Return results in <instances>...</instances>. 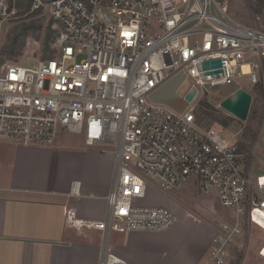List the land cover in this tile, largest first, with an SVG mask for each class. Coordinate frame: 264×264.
Returning a JSON list of instances; mask_svg holds the SVG:
<instances>
[{
	"label": "built area",
	"instance_id": "2783aa9c",
	"mask_svg": "<svg viewBox=\"0 0 264 264\" xmlns=\"http://www.w3.org/2000/svg\"><path fill=\"white\" fill-rule=\"evenodd\" d=\"M8 1L0 0V49L3 26L17 15ZM241 1L253 27L235 20L225 0H51L55 58L0 64V140L51 147L59 133H73L88 147L114 146V175L82 177L70 192L100 195L107 186L104 217L82 220L63 207L71 225L100 233L98 264H129L112 234L161 233L177 223L165 207L134 205L147 196V178L168 191L193 181L200 193H217L227 212L207 252L214 264H245L251 229L264 233V174L253 176L252 154L238 142L197 126L190 106L206 85L259 86L264 100V0ZM34 2L33 10L45 6ZM178 74L185 93L195 90L182 113L149 98ZM257 255L264 260V243Z\"/></svg>",
	"mask_w": 264,
	"mask_h": 264
},
{
	"label": "crops",
	"instance_id": "0c3cea01",
	"mask_svg": "<svg viewBox=\"0 0 264 264\" xmlns=\"http://www.w3.org/2000/svg\"><path fill=\"white\" fill-rule=\"evenodd\" d=\"M62 145L60 137L51 147L0 143V264H98L100 233L71 225L63 207L78 219L101 220L107 186L100 195L98 189H85L82 197L70 192L84 173L97 181L110 179L114 159L111 170L94 160L99 166L91 169L85 149ZM73 157L81 158V165L70 164ZM175 215L177 223L165 232L112 234L115 252L129 264H214L206 256L217 221Z\"/></svg>",
	"mask_w": 264,
	"mask_h": 264
},
{
	"label": "rangeland",
	"instance_id": "374dc122",
	"mask_svg": "<svg viewBox=\"0 0 264 264\" xmlns=\"http://www.w3.org/2000/svg\"><path fill=\"white\" fill-rule=\"evenodd\" d=\"M8 1V0H7ZM243 5L244 2L239 0ZM9 2V1H8ZM32 4V11L33 5ZM48 6V3H45L43 7L42 15L38 17H43L45 22L47 23V15L45 12V7ZM16 7V0H15ZM40 7V6H39ZM17 10V9H16ZM230 15L235 19L240 21L245 25H250L253 27V23L251 21L250 16L246 12V10H240V15H236L235 12L231 11ZM19 17L16 15L14 19L8 21L3 26V41L5 32L7 28L12 25ZM264 20V18L262 19ZM258 22V27L260 29L264 28V22ZM24 22H28L24 20ZM52 29V28H51ZM53 30V29H52ZM264 31V29H263ZM53 45V44H52ZM52 49V46H50ZM39 54H41V43L39 40H35L33 38H29L25 41V52L21 61L19 62L23 66H34L36 65V61H43L39 58ZM78 61V59H75ZM239 89V86L232 83L230 85L225 86H215L210 87L206 85L204 87H198V95L192 102L190 106L198 107L200 104H206L210 107H213L218 112L221 113L222 117L227 119L228 125L226 127L215 128V130L220 134L226 141L235 144L239 142V145L242 144L244 138L251 142V146L248 149H244V153H251V172L253 176H258L264 174V100H263V91L259 86H253L250 84H246L243 86V89L249 93L251 96V104L247 114V118L244 122H241L227 113L220 104L224 99L231 96L234 92ZM61 140L63 141L62 147L71 150H84L86 152V157L88 161L87 167L94 169L99 164L108 166V168H112L113 159H114V146H94L87 147L81 143H83L82 135L73 134V133H59ZM255 135V136H254ZM0 143L4 145H17L16 142L0 140ZM88 148V149H87ZM103 158V159H102ZM101 159V160H100ZM96 161L98 163L94 164L92 161ZM68 161L70 164L81 165V158L73 157L69 158ZM90 163V165L88 164ZM87 177H92L97 179V177H93L89 175V173H84ZM147 183L149 188L147 190V196L142 200H135L134 205L138 207H150V206H158L165 207L172 212H175L177 215L181 212L184 216L187 214L194 215L199 218L201 221L207 224L206 221L214 220L217 221V226H220L224 221L223 215L227 212L225 209L221 208L220 211H216V203H217V193L210 192L208 194H202L199 191V187L195 183L185 184L179 187L176 190H165L159 186V182L157 180L147 178ZM174 213V214H175ZM180 217V215H178ZM178 218V217H177ZM181 220V219H180ZM214 236V235H213ZM213 238V237H212ZM251 240L252 242L248 246L247 254L245 257V264H264V260L257 255L258 249L264 243V233L261 230L256 228L251 229ZM209 259L208 253L206 256Z\"/></svg>",
	"mask_w": 264,
	"mask_h": 264
},
{
	"label": "trees",
	"instance_id": "16d2710c",
	"mask_svg": "<svg viewBox=\"0 0 264 264\" xmlns=\"http://www.w3.org/2000/svg\"><path fill=\"white\" fill-rule=\"evenodd\" d=\"M228 4L230 12L240 15V10H248L239 0H225ZM46 2L43 1V4ZM33 0H16L17 16L19 17L12 25H10L4 37V43L0 49V64L19 63L25 52V41L29 38L39 40L41 43V54L39 58L48 61L56 56L55 49H51L55 38V31L51 29V21L47 23L43 17H38L43 13V7L40 6L36 10L32 9ZM259 7L254 9V13H259ZM27 20L28 22H24ZM194 122L203 129L221 128L228 125L227 119L222 117L221 113L213 107L206 104H200L194 109ZM255 136V135H254ZM251 142L244 138L241 150L248 149ZM221 205L217 200L216 211H220ZM231 264H235L232 262Z\"/></svg>",
	"mask_w": 264,
	"mask_h": 264
},
{
	"label": "water",
	"instance_id": "95a60500",
	"mask_svg": "<svg viewBox=\"0 0 264 264\" xmlns=\"http://www.w3.org/2000/svg\"><path fill=\"white\" fill-rule=\"evenodd\" d=\"M42 1L48 3L51 0ZM210 64L214 67L219 66V61H213ZM203 66L208 68L209 63H205ZM219 76L220 73L215 74V77ZM211 78H213L212 74H207L205 77V79ZM183 79V74H178L170 79L150 95V100L156 103L165 104L176 112L182 113L188 102H190L195 95V90L185 93L187 83L184 82ZM183 95L184 99L181 98ZM250 104L251 96L243 90H237L231 96L224 99L220 106L235 119L244 122L247 118Z\"/></svg>",
	"mask_w": 264,
	"mask_h": 264
}]
</instances>
